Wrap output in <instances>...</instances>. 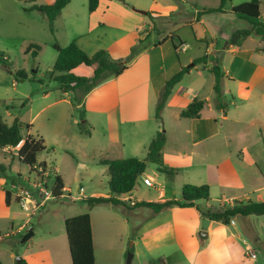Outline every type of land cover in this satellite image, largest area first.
Segmentation results:
<instances>
[{
  "label": "rangeland",
  "instance_id": "rangeland-1",
  "mask_svg": "<svg viewBox=\"0 0 264 264\" xmlns=\"http://www.w3.org/2000/svg\"><path fill=\"white\" fill-rule=\"evenodd\" d=\"M25 1L0 0V51L7 54L14 72L23 71L29 78L36 74L38 81L19 82L14 73H8L0 66V115L9 125H13L16 119L21 121L23 124L21 134L24 139L30 134L44 140L46 149L38 156V162H46L51 170L47 185L50 189L53 188L57 176L55 167H57L64 175V183L69 192H66L67 195L65 194L66 196L62 199L49 200L33 216L28 217L19 205V189L29 186L28 184H31L33 180L39 184L43 182V179L36 178V171H31L29 166L19 160L20 147H12V152L0 149V166H4L7 170L6 175L0 171V232L4 237L0 241V264H18V258L26 260L29 264H72L64 219L86 213H89L94 221L97 264H127V256L131 252L129 250L134 248L133 243L139 233V226L146 221L152 210L130 205L111 207L108 203L89 209L84 201L85 198H93L100 194L113 195L109 188L108 166H103L98 156L99 150L105 147L107 140L99 124H97L91 141L82 135L81 112L74 106V99L72 96L63 94L58 89L57 83L49 77L58 59L56 45L66 48L75 41L76 38H72L73 35L82 33L81 35H84L82 43L89 41L91 46L95 47L98 45L97 36L102 35V32L100 29L97 32H87L88 7L85 10L79 6L77 14L63 13L62 19L57 23L56 33L52 34L44 15L37 12H26L29 4ZM80 1L75 0L74 5ZM127 1L131 3V7L136 6L143 12L154 11L164 15L169 14V8L172 5L178 6L172 18L153 16V22L158 25V28L152 23L147 30L152 43L158 42L160 38H168V45L171 48L167 47L165 50L166 65L172 61L177 63V60L173 59L172 52L173 44L177 45V40L172 35L182 37L189 45L188 53L182 52V46L181 51L178 50L180 59L184 61V58L204 55L210 47L208 45H211V38L217 37L218 49H222L231 41L234 33L251 28L246 20L239 18L232 11L230 13L225 11L204 13L206 10L216 9L219 6V0ZM248 2L260 4L261 21L264 22V0H231L228 8L230 5L231 10V5L236 7ZM37 3L47 5L46 0H38ZM197 17H200L205 24H199L195 32L207 40V44L199 45L195 41L194 27L190 26V21H195ZM103 38L106 39L104 41L109 42L112 35L107 33V36ZM130 42L131 40H127L121 43L122 48ZM146 43L151 45L148 40ZM30 44L42 47L36 57L32 55L34 49L31 53H26ZM102 44H104L103 41L100 45ZM246 44L258 47L261 39L253 35ZM87 49L90 51L92 47ZM220 64L223 68L222 60ZM77 71L78 74L90 76V69L84 66ZM209 85H211L210 82L203 93L205 100L209 93ZM237 100L240 107L236 109L235 106H230V110L231 112L236 111L240 117H243L242 112L246 113L248 108L255 109L252 102L249 103L248 100H242L239 97ZM175 115L176 112L169 109L166 112L164 123L165 130L173 138V144L177 145V136L185 130V127L179 123V118ZM256 115L251 118L244 117L252 120ZM85 121L89 122V118L83 120L82 123ZM29 125L30 130L27 129ZM258 127V121L253 126L251 123L249 127L227 121L224 122L222 129H247L251 133L259 134ZM118 133L117 129L112 132L113 135ZM260 146L258 143L255 147L257 149ZM117 151L114 150V153ZM261 152L264 158V153ZM262 162L264 164V160ZM147 176L155 179L154 187H147L141 182L137 187L138 199H155L161 188L167 190L168 195L179 197V193L176 194L177 188L168 185L166 183L168 181H165L168 180L167 176L156 172L154 167L149 166L143 178ZM14 181L15 184L12 183ZM14 187L17 202L14 201L11 208H7L5 191L15 192ZM81 189H84L83 194L86 196L84 199H78ZM257 195L253 197L254 201ZM43 212L44 217L40 219ZM252 218L254 220L252 226H247L244 221L239 220L238 229L235 231L236 236L229 240L235 264H264V216H253ZM30 230H33L34 237L28 243L23 244L22 236ZM247 246L251 247L256 256L255 259L249 255ZM135 250L138 255L133 259L132 264H160L157 253H150L141 245L135 247ZM169 253L172 252L167 254ZM180 259V253L173 254L170 262L178 264Z\"/></svg>",
  "mask_w": 264,
  "mask_h": 264
},
{
  "label": "crops",
  "instance_id": "crops-1",
  "mask_svg": "<svg viewBox=\"0 0 264 264\" xmlns=\"http://www.w3.org/2000/svg\"><path fill=\"white\" fill-rule=\"evenodd\" d=\"M46 1L47 4H53L56 0ZM74 1L72 0L63 10L56 21V28L58 21L63 17V13L77 14L79 6L85 10L88 7L87 0H81L75 5ZM124 1L126 4L118 0H101L97 11L89 13L88 10L87 32H97L99 29L102 32V35H98L96 39L98 45L91 46L89 41L82 43L84 36L81 35L82 33H76L72 38H76L74 40L78 46L89 56H93L104 49L109 51L113 60L126 58L129 56L132 47L147 35V30L152 25L150 19L147 15L140 13L141 10L138 7H131L129 1ZM220 5L221 0H219L217 8ZM229 8L227 6L225 12L230 13L234 6L231 5V10ZM177 9L178 6L172 5L169 8V14L164 15L155 12L152 16L172 18L170 16L175 14ZM199 24L205 23L202 19L199 21L198 17L195 18V21H190V26L194 27L195 41L199 45L207 44L208 41L195 32ZM107 33L112 35V38L108 40L109 42L104 41L106 39L103 38V36H107ZM172 36L177 40L179 47H186V51L182 52L188 53L187 47L189 45L187 42L178 35ZM249 38L240 41L235 46L230 45L229 42L222 49H218L217 37L211 38V45H208L210 47L207 46L208 50L204 55L184 58V61L180 59L178 51L174 48V43L173 59L177 60V63L172 61L168 65H166L164 57L166 48L170 47L168 41L159 47L154 46L165 38H160L161 40L153 43L149 41L151 44L149 48L142 51L130 63L129 69L123 75L107 80L86 97V117L89 118L92 135H82L91 141L97 124L102 127L103 136L107 141L105 147L99 150L98 156H100L101 164L105 166L107 162L130 158L143 161L148 156L152 141L162 129V125L156 119L155 111L163 88L167 81L182 68L190 69L183 81L173 89L162 113L164 128L166 112L169 109L176 112L175 116L179 118V123L185 127V130L177 136V145L173 144V138L166 131L167 143L163 150L165 167L176 174L173 177L164 174L168 178L165 181H168L166 182L168 185L177 188L176 194L179 193V197H177L178 195L170 196L167 190L161 188L158 197L155 199H138L136 188L130 194L116 197L118 200L125 201L127 206L131 200L137 203L179 200L185 185H207L211 190L210 201L197 203L204 211L208 208L219 210L237 202L248 200L264 202V164L262 162L264 158L261 152L264 153V41L259 37L261 44L258 47H252L246 44ZM127 40H131V42L122 48L121 43H125ZM102 41L104 44L100 45ZM88 47H92V49L89 51ZM204 56H208L209 63L207 65L194 64L197 59ZM217 59L223 62L225 74L223 90L229 100L227 109L222 111L215 108V78L210 73L212 62ZM208 82L211 85H209V93L206 97L207 100H205L203 93H205ZM65 95L74 98L73 93ZM238 97L242 100H248L249 103L252 102L255 109L248 108L246 113L242 112L243 117H240L236 111L231 112L230 106H235L236 109L240 107L237 104ZM195 98L204 101L206 104L202 117L199 119L181 118L182 111ZM255 115V118L249 119ZM244 116H249V118ZM227 121L236 125L242 124L245 127L251 126V123L253 126L258 121L259 134L251 133L247 129L223 130L222 126ZM116 129L119 133L113 135L112 132ZM258 143L261 146L256 149L255 146ZM4 150L12 152L11 148ZM114 150L119 152L114 153ZM55 172L65 182L64 175L59 168L55 167ZM145 178L142 177L140 183ZM13 190L15 192L6 190L11 193L10 204H7L5 198L7 208H11L14 201L17 202L16 188L14 187ZM66 192L68 193L69 190L65 188V194ZM255 195H257L256 201L253 198ZM85 197L84 195L82 198ZM101 197L108 198L110 196L100 194L93 198ZM109 205L116 207L112 204ZM43 217L44 212L40 219ZM252 217L239 220L244 221L247 226H252L254 223ZM203 218L196 208L173 207L158 215H154L152 212L146 221L139 226V233L133 243L134 259L138 255L135 247L141 245L150 253H157L156 256L160 264H171V256L177 253L181 255L178 264H190V261L193 264H235L233 249L229 240L235 238L239 220L230 226L211 221L207 230L208 236L202 237L200 233ZM66 219L68 217L64 221ZM197 221L199 222L198 229L189 235V227L195 225ZM92 228L96 255L93 218ZM201 237L204 238V245L201 242ZM209 242L216 250L219 261H214L209 254ZM163 248L166 249L163 250ZM170 251L172 253L167 254ZM97 262L96 255V264Z\"/></svg>",
  "mask_w": 264,
  "mask_h": 264
},
{
  "label": "trees",
  "instance_id": "trees-1",
  "mask_svg": "<svg viewBox=\"0 0 264 264\" xmlns=\"http://www.w3.org/2000/svg\"><path fill=\"white\" fill-rule=\"evenodd\" d=\"M101 0H89L88 10L89 13H94L99 8ZM125 3L124 0H118ZM231 0H221V5L216 9L206 10L204 13H222L226 10ZM38 0H26L25 3L29 4L26 12H37L45 16L50 31L52 34L56 33V21L61 16L63 10L72 2V0H56L53 4L39 5ZM126 4V3H125ZM232 12L239 18L246 20L251 28L239 30L232 36L230 45H237L240 41L249 38L253 35L260 37L264 41V22L262 19L261 6L257 2H248L236 6ZM153 14L155 12H147V17L150 19L153 26L158 28V25L153 22ZM170 17H173L171 15ZM200 21L201 18L199 17ZM149 37V38H148ZM150 34L144 39H140L138 44L132 47L128 57L113 60L108 50H100L93 56H89L82 50L76 41L71 43L68 47L62 48L56 45L55 49L58 52V59L49 76L54 82L57 83L58 89L63 93L74 94V106L81 112V123L86 117L85 100L86 97L98 86L111 78H118L123 75L130 66V63L144 50L148 49L150 45L146 40L150 41ZM168 38L159 41L154 47L163 45ZM176 51L180 47L174 44ZM35 50L32 52V50ZM42 50V47L37 44H30L26 53L32 52L33 57ZM209 63L208 56L197 59L195 65H207ZM0 66L8 73H14L17 81L23 82L30 80L37 82L36 74L34 77L29 78L23 71H13V67L9 61L7 54L0 51ZM87 67L91 71L90 76L81 75L76 72L80 67ZM190 72L189 68H182L170 80L167 81L163 88L160 99L156 107V119L162 125L149 147V153L145 160L141 161L136 158L122 159L107 162L108 172L110 176L109 188L112 196L108 198H85L84 201L88 204L89 209L101 204H112L115 206H126L125 201L118 200L116 197H121L130 194L139 185L142 177L146 173L149 166L156 169L161 174H166L170 177L175 176V172L165 167L163 161V150L167 143V133L163 126L162 113L166 104L173 93V89L183 81L185 76ZM210 73L215 78V108L219 111L226 110L229 104L228 98L225 96L223 90V81L225 74L221 67L220 61L212 62ZM206 109L204 101L195 98L189 106L182 111L181 118L183 119H199L202 117ZM80 126L82 134L86 136L92 135V128L89 122L85 121ZM22 122L18 119L15 120L13 125H9L4 121L0 115V149L20 147L18 152L19 160L30 167L31 171H36V166H43L46 168V163H39L38 156L45 151L44 140L35 138L28 135L25 139L21 134ZM30 130L31 126H27ZM0 171L6 175V168L0 166ZM15 184L16 182H12ZM65 183L60 176H56L53 193L54 199H62L65 196ZM11 193L6 191V201L10 204ZM211 199V190L207 185H185L182 189V197L179 200L165 201V202H140L137 207H143L152 210L154 215H158L173 207L180 208H196L204 218L210 219L212 222L221 223L225 226H230L232 221L239 219H246L252 216H264V202H253L251 200L237 202L234 205H229L219 210L208 208L202 210L197 203L200 201L209 202ZM66 233L69 242V249L72 264H96L92 218L89 213L74 216L66 219L65 221ZM34 237L33 230H30L22 236V243L26 244ZM3 235L0 233V241L3 240ZM201 242L204 245V238L201 237ZM129 251H134L133 249ZM20 264H29L23 260Z\"/></svg>",
  "mask_w": 264,
  "mask_h": 264
},
{
  "label": "built area",
  "instance_id": "built-area-1",
  "mask_svg": "<svg viewBox=\"0 0 264 264\" xmlns=\"http://www.w3.org/2000/svg\"><path fill=\"white\" fill-rule=\"evenodd\" d=\"M182 51H186V47L182 46ZM48 166H36V178L43 179V182H40L39 184L31 181V184H28L29 186H23L20 187L19 191V197L20 202L19 205L22 208V210L28 215V217H31L35 214V212L44 206L49 200L54 199V193L53 188H49L48 180L50 178V172ZM35 178V179H36ZM143 183L147 187H154L155 180L151 177H146L143 180ZM84 189L80 190V193L78 194V199H81L83 195ZM66 196V195H65ZM71 197V195H69ZM137 202L131 200L129 202V205L132 207L137 206ZM231 224H235V221H232ZM247 251L250 253L249 255L254 259L256 258L255 254L253 253L251 247L247 246Z\"/></svg>",
  "mask_w": 264,
  "mask_h": 264
},
{
  "label": "water",
  "instance_id": "water-1",
  "mask_svg": "<svg viewBox=\"0 0 264 264\" xmlns=\"http://www.w3.org/2000/svg\"><path fill=\"white\" fill-rule=\"evenodd\" d=\"M139 12L142 13V14H144V15H147V12H143V11H139ZM210 224H211V220L210 219H208V218H203L202 219V231L200 233V235L202 237H207L208 236L207 230H208ZM134 256L135 255H134V253L132 251L128 253V256H127V264H132V261L134 259ZM22 261H23L22 258H18V264L22 263Z\"/></svg>",
  "mask_w": 264,
  "mask_h": 264
},
{
  "label": "clouds",
  "instance_id": "clouds-1",
  "mask_svg": "<svg viewBox=\"0 0 264 264\" xmlns=\"http://www.w3.org/2000/svg\"><path fill=\"white\" fill-rule=\"evenodd\" d=\"M198 227H199V222L197 221L195 225L189 227V235L193 234L198 229ZM208 251L214 261H219V257L216 255V250L213 248L211 242H209ZM190 264H193V262L190 261Z\"/></svg>",
  "mask_w": 264,
  "mask_h": 264
}]
</instances>
